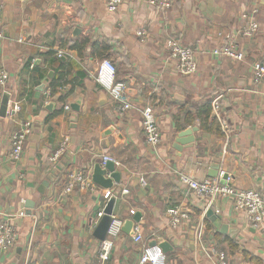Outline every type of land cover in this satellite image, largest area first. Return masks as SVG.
<instances>
[{"label":"crops","instance_id":"1","mask_svg":"<svg viewBox=\"0 0 264 264\" xmlns=\"http://www.w3.org/2000/svg\"><path fill=\"white\" fill-rule=\"evenodd\" d=\"M107 1L2 0L0 71L10 79L0 88V214L15 226L18 240L0 251V264L96 260L97 214L104 211L109 192L94 183L92 193L77 190L64 196L63 190L72 173L92 178L95 165L104 167L107 155L120 164L115 165L121 183L114 185V215L123 221L139 215L135 226L143 236L136 243L123 232L107 264H140L143 246L152 243L169 244L168 264H213L200 249L199 229L203 243L225 252L228 264H264V225H249L232 199H218L209 208L178 175L209 179L217 164L219 175H227L237 188L264 196V81L258 84L253 76L254 64L264 61V0H174L165 14L136 0L110 13ZM252 20L259 29L248 38L244 32ZM143 30L147 36L141 39ZM172 37L194 50L195 75H182L170 58L165 44ZM228 45L244 60L216 54ZM60 52L66 56L59 58ZM103 59L114 62L117 79L126 83L136 107L124 117L89 77ZM78 101V111L63 109ZM215 101L222 106L227 132L213 115ZM16 104L19 114H13ZM208 105L222 134L201 129L199 119H206ZM146 106L153 108L161 132L155 149L142 131L139 110ZM28 121L32 132L23 156L12 161V134ZM190 128L198 129L194 143L178 151L174 139ZM66 137L68 154L55 169L51 156ZM44 182L49 186L41 193ZM123 189L129 194L123 195ZM172 207L188 211L190 224L171 228L166 212ZM210 209L216 223L208 216ZM224 225L228 233L220 232Z\"/></svg>","mask_w":264,"mask_h":264},{"label":"built area","instance_id":"2","mask_svg":"<svg viewBox=\"0 0 264 264\" xmlns=\"http://www.w3.org/2000/svg\"><path fill=\"white\" fill-rule=\"evenodd\" d=\"M126 0H108L106 3L107 10L110 13H116L121 5ZM147 2L149 5L155 7L158 13L165 14L173 6L174 0H136ZM4 6L2 0H0V42L4 38V32L2 29V14ZM259 25L256 20H252L245 30L244 35L248 38L254 37L258 32ZM147 36L146 31H140L138 37L144 39ZM166 48L168 49L171 59L176 61L179 72L184 76L195 75L199 66L195 58L194 50L186 45H183L180 40L175 37L167 39ZM216 54H224L237 61H243L244 55L241 52H237L233 49L232 45H228L221 50H216ZM66 56V53L60 52L59 58ZM253 76L256 83L260 84L264 81V61L257 62L253 66ZM89 77L104 90L110 97V100L116 107L118 115L124 117L131 111L136 110L134 103L131 101L130 96L127 93V85L117 79V68L108 59L102 60L93 74H89ZM10 75L4 71H0V88H6ZM51 97V93L47 95ZM63 109L65 111H71V106L65 104ZM213 115L216 117L222 129L227 132L228 126L226 122L220 117L222 106L220 102L215 101L212 106ZM21 108L19 105L13 109V114H19ZM142 118V131L146 139V143L151 148L155 149L160 145L161 132L159 128L158 119L151 106H146L139 110ZM32 132V123L30 121L24 122L20 125L19 129L14 131L11 137V153L10 159L12 161H19L24 153L27 145L28 136ZM69 138L66 137L59 146L56 153L51 156L50 162L56 169L63 161L64 157L69 151ZM113 162L116 166L120 164L115 161L111 156L107 155L103 158V165ZM180 182L186 186L189 190L193 191L199 199L206 202L211 208L212 204L218 199H232L234 209L238 212L246 214V219L249 225L261 228L264 225V196L260 191L254 189H240L232 184L231 179L224 180V173H221L217 178H209L199 180L192 176L189 172L179 173ZM140 184L145 187L147 183L145 179L140 180ZM94 192L95 185L92 182L90 175H86L82 172L72 173L68 177V181L63 190L64 196H70L75 191ZM123 195L129 194V190L123 189ZM170 221V226L173 229H180L186 224H190V213L181 207L169 208L166 212ZM0 214V251L5 252L10 250L18 240V233L11 223L1 218ZM104 217L103 211L97 214V222ZM124 221L115 215L112 216V223L108 230L106 239L100 242L99 252L96 260L92 264H107L111 258L112 252L116 245V241L123 233ZM133 240L136 243H141L143 236L139 227H134ZM196 238L200 243V249L212 260L213 264H228L227 255L225 252L217 248H208L203 243V231L199 229L196 231ZM140 264H168L167 254L160 247V244L151 246L150 244L144 245L142 248Z\"/></svg>","mask_w":264,"mask_h":264},{"label":"water","instance_id":"3","mask_svg":"<svg viewBox=\"0 0 264 264\" xmlns=\"http://www.w3.org/2000/svg\"><path fill=\"white\" fill-rule=\"evenodd\" d=\"M80 32L79 30L75 31V33ZM8 95H5L4 102H3V111L6 112L7 110V100ZM80 104V101H78V104L73 105L71 108L78 109V105ZM198 132L197 128H190L185 131H181L178 133L177 137L174 139L175 141V149L178 151H182L185 146H190L194 143V139L192 137V134ZM213 173L210 175L211 178H217L219 176V165L215 164L213 167ZM228 178L227 175L224 176V180ZM92 181L95 185H97L100 189L105 190L106 192H109V195H106V198L108 199L105 209L103 211L104 217L99 221L95 232L94 237L99 240L100 242L104 241L106 239L108 230L112 223V216L114 215V208L117 200V191L114 189L115 184L121 183V175L118 172H115V164L113 162L107 163L104 167L97 163L94 167L93 175H92ZM49 186V182H44L43 186L40 189L41 193H44L45 189ZM34 204L31 203V205L28 207L29 209H33ZM214 211L213 209H210L208 212V216L212 217V220L216 223L218 218L214 217ZM140 222V216L137 215L132 220H124V226H123V232L132 235L134 231V227L136 223ZM220 232L222 233H228V227L227 225H224L221 227ZM157 243H152L151 246H155ZM160 247L163 249L165 253L171 250L168 243L160 244Z\"/></svg>","mask_w":264,"mask_h":264},{"label":"trees","instance_id":"4","mask_svg":"<svg viewBox=\"0 0 264 264\" xmlns=\"http://www.w3.org/2000/svg\"><path fill=\"white\" fill-rule=\"evenodd\" d=\"M208 107H209V112H208L207 116L205 117L206 119L201 120V118L200 119L198 118L200 120V122H201V129L202 130H205L207 132H215L217 134H222L221 128H220L217 120L210 118L211 105L210 106L208 105ZM191 123H192V125H195L196 124V121L195 122L192 121ZM216 236L219 238L220 241H221V239L223 240V238L221 237V235H218L217 234ZM226 242H229L230 245L233 248H237V244H235L233 241H226Z\"/></svg>","mask_w":264,"mask_h":264},{"label":"rangeland","instance_id":"5","mask_svg":"<svg viewBox=\"0 0 264 264\" xmlns=\"http://www.w3.org/2000/svg\"><path fill=\"white\" fill-rule=\"evenodd\" d=\"M104 60V59H103ZM109 60V59H108ZM109 61H111L112 63H114L112 60H109ZM101 62V61H100ZM115 65V64H114ZM116 66V65H115ZM117 68V67H116ZM96 84V83H95ZM97 85V84H96ZM98 86V85H97ZM99 87V86H98Z\"/></svg>","mask_w":264,"mask_h":264}]
</instances>
